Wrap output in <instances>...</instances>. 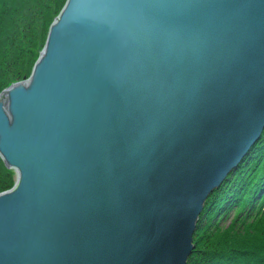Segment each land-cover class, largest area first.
<instances>
[{
    "label": "water",
    "instance_id": "water-1",
    "mask_svg": "<svg viewBox=\"0 0 264 264\" xmlns=\"http://www.w3.org/2000/svg\"><path fill=\"white\" fill-rule=\"evenodd\" d=\"M0 93V264H186L264 129V0H67Z\"/></svg>",
    "mask_w": 264,
    "mask_h": 264
},
{
    "label": "trees",
    "instance_id": "trees-1",
    "mask_svg": "<svg viewBox=\"0 0 264 264\" xmlns=\"http://www.w3.org/2000/svg\"><path fill=\"white\" fill-rule=\"evenodd\" d=\"M67 0H0V93L28 79ZM239 167L206 199L186 264H264V129ZM14 170L0 157V193Z\"/></svg>",
    "mask_w": 264,
    "mask_h": 264
},
{
    "label": "bare ground",
    "instance_id": "bare-ground-1",
    "mask_svg": "<svg viewBox=\"0 0 264 264\" xmlns=\"http://www.w3.org/2000/svg\"><path fill=\"white\" fill-rule=\"evenodd\" d=\"M242 160H243V159H242ZM216 189H217V188H216ZM211 193H212V192H211ZM211 193H210V194H211ZM209 196H210V195H209ZM209 196H208V197H209ZM208 197H207V198H208ZM205 201H206V200H205Z\"/></svg>",
    "mask_w": 264,
    "mask_h": 264
},
{
    "label": "rangeland",
    "instance_id": "rangeland-1",
    "mask_svg": "<svg viewBox=\"0 0 264 264\" xmlns=\"http://www.w3.org/2000/svg\"><path fill=\"white\" fill-rule=\"evenodd\" d=\"M258 140H259V139H258ZM258 140H257V141H258ZM194 248H195V247H194Z\"/></svg>",
    "mask_w": 264,
    "mask_h": 264
}]
</instances>
